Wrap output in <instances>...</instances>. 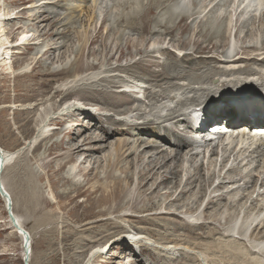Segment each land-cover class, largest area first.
<instances>
[{
    "label": "rangeland",
    "instance_id": "rangeland-1",
    "mask_svg": "<svg viewBox=\"0 0 264 264\" xmlns=\"http://www.w3.org/2000/svg\"><path fill=\"white\" fill-rule=\"evenodd\" d=\"M1 1L3 5L2 10H5V13L9 14L11 18V21H4L5 31L8 32V36L6 37L9 38L11 41L15 42V40H17L18 38L19 33L23 31L28 32V35L31 36L30 38H32V40L30 39V43L34 42L35 45L31 47L29 53L25 55H22L23 53H25L22 44L17 45H20L21 48H16L15 52L13 53L12 60L14 72L11 74L12 76L8 74L10 73V71L7 70L8 68H0V143L2 144L3 149L5 150L17 151L23 146L25 140L32 139L37 134L36 130H38V128L36 129V127L39 123V117H43V115H45L46 113H51V116L49 117L50 119L48 118L49 122L47 120L48 123L46 122L45 125L50 126L49 129H51L53 126L58 127V130H55V132L53 131V133H55L56 135H54L53 138H50V140L47 141L46 144L45 142L42 144H37V149L35 148L36 146L34 147L36 151H34L33 147L30 150H25L23 152V155H25L24 158L26 157V160H23L21 157L16 161L21 162L19 163L20 166L29 165L30 168H33L32 170L35 174H37V176L43 177L37 182L41 187L40 188L38 186L40 196L43 199L37 202L38 209L41 208L39 214L33 217H31V215L30 217H28L29 214H24V207L23 205H21V197L17 192L18 189L15 188L16 184L13 179L14 174L18 170V166L15 168L6 169L4 174L1 175V184L3 187H5L6 191H8L9 198L7 199L9 200V202H11L12 209H15L17 207V210H19V214L22 215L21 223L24 225V229L28 231L27 233H31V235H29L31 247L28 264H82L83 262H85V259L88 256L89 252L92 250V248L96 246H104L108 242L109 244L106 248V251L93 264H123L121 256L123 253H125V251H127L126 253L129 252L130 254V256L128 255L129 264H200V261H198L199 258L194 255L196 254L195 252L203 253L207 264H262L259 262L260 256L256 255V251H253V247H250V244L243 243L242 241H238L235 239H233L232 241L225 235L224 231L218 230L220 223L215 224L217 226L216 228H214L215 226H213V228L211 226L206 227V229L205 227H195L196 224L204 223L206 221L205 215L208 214H203V211L208 202V199H206V201H204L205 203L202 204L204 206L199 209V213L197 212L195 214V219H197L196 221L193 219L189 221L188 216L185 213L187 209L192 205L195 207V209L198 208V205L200 204L199 202L202 200L197 202L195 199H191L192 201H189V198L181 197L182 200L179 204L167 207V210H163L160 208V205L162 204L163 206V202H166V196L171 193L174 194L173 192H175L176 190L174 188L175 183L178 179L176 178V180L171 181L173 173L175 172V170L177 171V169H175V161H171V163L169 162L170 164L168 165V167H165L164 169L158 172L159 175L156 178L158 179L156 183H154L155 181L150 182L149 185L145 187L146 190H144L145 188L141 190L142 192L146 191L145 193H142L145 197L143 195L142 197H140L141 194H139L140 192L137 188L138 185H136L138 181V173L141 169V166L136 163L137 161L135 163L134 161H132L134 160V156L129 158V160L121 159V163L118 168H113L108 164L110 163L108 161H111L112 159H117L118 151H116L115 147H117L124 141L125 143L129 144L130 148L136 147L133 149V151L137 152H142L144 150L142 148H144L146 145H151L152 147L154 146L156 149L154 147L153 148L157 150V153L156 151L152 150H150L149 153L147 151L145 155L146 159L148 158V156L154 154L152 156V159L159 158L160 160H158L160 162H162L161 159L163 160L164 158L167 159L166 161L171 160L170 157L176 155L174 153L175 151L171 150L169 147L170 145H172V141L160 143L158 138L155 137V132H152L148 136H142L141 133L139 135L138 132L135 130H130L129 133L126 132V135L117 136V134H115L117 128L114 125H111L112 130L108 131V135H103L102 133H100V131H107L108 129H110L109 127H107L104 120L101 119L105 118L106 114H108L109 118L113 119L114 121H117L118 119H122L121 117H123L120 116L118 112H129L134 107H136L134 106V103L130 102L128 103V105H126V99H132L133 96H127L128 98L125 97L120 99V101H117V99H110L111 95H106L104 93L108 92L107 94H109V92H112L113 95L116 96L117 93L120 94V90L122 89V87L125 86V84H128L129 82H131L129 83L131 86H133L132 83L137 82L144 86H150L151 88L154 85H151L146 82L148 71L145 70L148 69V65L153 73H160L161 71L166 70L168 74H173V83L171 82L172 84L167 83L164 85L165 87H167L165 89L166 93L169 94L173 91L175 92L183 89L186 84L190 85L191 83H194L193 86L191 84L192 87H200L201 84H198L196 82L200 81L202 76L203 80L209 79V74L207 75V71H209L213 65H218L219 61H225V59L228 58L226 56H229V59H231L232 56L235 57L238 50L241 51V49H245L247 53L249 52L248 54L253 53L261 55L262 53H264L257 48H255V51L254 49L249 50V48L255 47L256 44L254 43L259 42L257 45L264 44V28L261 27V25L263 26L264 24V22H262L264 20V15L262 13L264 12L261 13V16L263 15V20H260L261 16H259V18L249 17V19L247 18V20L243 19L240 20V22H236L235 27L238 30L237 33L241 30L243 36L241 38V43H239L240 48L238 47L239 49H237V47H233V52L231 54H227V52L225 51L228 44V38L233 34L234 30L226 29L227 26H225L224 23L228 19V14H224L225 10L222 8H225L227 4L231 2V0H215L216 2H221L223 6H220V9H218L216 13L214 12L212 14H208V10H205L204 7V4L206 2H209V0L193 1L194 7L192 8V12L194 13V16H197V18H200V20H195V22L191 24L190 29L192 28L193 30L186 35H182L180 31L173 33L174 35H169L167 32L168 29L166 30L164 27L160 26H158L159 28L156 27L155 29L156 25L154 21L157 20V17L159 19H162L165 16V13L163 12V14L162 11L159 10L160 8L158 9V13L156 12L157 10H155L154 13H152L149 17V20L153 21L152 24L149 26V31L143 30V25L137 26L136 24H130L131 21L129 17L133 14L134 10L136 11L139 9L141 11H144L152 4L153 0ZM173 2L177 3V0H159L160 4H166V6L163 7L164 10L167 9V11L165 10L166 13L170 10H173V8L176 6L175 3L173 4ZM262 2L264 3V0H262ZM135 7H137L138 9ZM158 7L159 6L156 4L155 9H157ZM217 12L220 13V20L218 18V22H213L215 18L214 16L218 14ZM222 12L224 15L222 14ZM9 16H6V18H8ZM40 17H44L45 19L47 18V21L45 23H39L41 21ZM244 21H248V23H245ZM242 22L243 24H241ZM189 23H191V21H189ZM237 23H239L240 25ZM252 24L254 25L252 26ZM243 25L246 26L243 27ZM247 26L251 27V29ZM253 27L256 30H253ZM217 30L222 31L221 34ZM159 31H161V35L159 34ZM209 32L211 33L208 34ZM97 33H99L98 39H96V41L92 45H90L91 40H93V37H95ZM162 33L167 37L165 38L164 36L163 39ZM215 33H218L220 36ZM154 34L155 36H153ZM202 35L205 38L204 40H207V45H209V50L213 52V55H215L214 51L216 52V57L210 62V65L205 66L201 71H190L186 72L185 75H183L185 71L184 68L175 69L174 66H176V59L171 58V56H174L178 59L179 57L181 58L182 56H184L186 53L189 55L193 54V52L197 49L195 42L201 40L200 42L205 43V41L202 39ZM216 35L219 38H216ZM160 37L162 38L160 39ZM221 37L224 39H221ZM189 40L192 41L190 42ZM151 44H155V47L151 46ZM251 45L253 47H251ZM106 48L110 49V52H107ZM48 49L50 50L48 51V55L42 57V54H44V52ZM166 50H168L167 54L165 53ZM175 50L179 51L178 54H175L173 52ZM151 51L154 52V59L147 58L150 61H146L147 59L145 60V56ZM251 57H253V55ZM35 58H37V61L39 62L36 68H34V65H30ZM262 58H264V55L262 56ZM141 59L142 61H140ZM152 60L153 64H150ZM136 63H138L137 66L140 67L134 68L133 65L130 71L123 70L127 66ZM181 63L178 64L181 65ZM240 65L245 64L237 65L238 68ZM119 66L123 67V69H118L117 71H114V68H117ZM218 66L221 67V64H219ZM224 67L230 66L225 65ZM252 67L257 68L258 66L256 67V65H253ZM177 71H179V74L177 73ZM180 72L183 76H180ZM176 74H178L180 77ZM14 76H16V78H14ZM238 76L246 77L247 80V74H239ZM97 77H111L110 80L112 81V83L106 82L102 84L101 82H99V85L94 84V86H92L93 88H90V91L83 89H88V85H90V82L98 79ZM114 77H116L117 79H114ZM219 78L220 77H216L215 80L212 81V84H214L215 81L219 80ZM252 78H256V76ZM120 79L124 80L125 83L121 84L122 82L119 81ZM163 82H165V80H163ZM244 84L245 83L242 82L239 85L234 86L235 93L234 95L232 93V95L230 96V105L233 104V106H236V104L238 103H246V101L251 99L253 101L264 99V92H262L264 90L260 87L258 88V84H254L252 85V88L239 92L237 88H240L241 85L243 86ZM208 86H210V84ZM76 88L85 92H80L77 95L70 93ZM62 89L64 93L59 92L62 91ZM151 89L153 92L160 91V89L155 86ZM99 90H101V92H96ZM195 90H199V88ZM252 90L255 92H252ZM217 91L219 90L215 89L214 92ZM189 92H191V90ZM189 92L188 95L193 94L192 92ZM208 92L211 95L214 93L213 91L209 90ZM184 95L185 93L181 90L180 98L178 100L184 98ZM80 96H83L84 99H80ZM138 96L142 98V94H138ZM134 101H136V99ZM141 101L142 102L140 103H136V105L140 106V109L147 110L146 108H149L147 106L149 103L147 100H145L144 96ZM66 102H71V104L73 102H77L76 104L80 105L92 104V106H96L97 109L105 113H101L100 115L92 114L91 116L85 118V116L80 117L79 111H74L70 114L67 113L71 116H66L68 118L67 122H62L63 124L60 125L59 123L61 122V120H58V117L60 119L62 117H60V107L65 106L64 104H66ZM118 103H121L122 105L119 107H115L114 105ZM45 105H47L49 110L45 113H42L44 111L43 106ZM12 106L13 108H11ZM201 108L207 109L206 115H209L210 112L207 111L212 107H210L209 103H205L204 106H202ZM149 111L150 109H148V112ZM57 112H59V116L56 115ZM40 113H42V115ZM54 113L55 115H53ZM134 115L136 114H133V116ZM135 121L143 122V120ZM54 123L57 124V126L54 125ZM166 126L170 127L169 124H166ZM151 127L153 126L151 125ZM172 127L175 129V126L173 124ZM172 127L169 128L170 132L172 131ZM71 129L73 130L72 133L67 136V132H69V130ZM189 129L190 128H187L186 130ZM81 131L85 133L86 137H91L93 138V140H97L98 137H102V135L104 137H110V139L104 145L106 147L104 152L94 155L92 156V158L89 157L86 160L84 166L87 168L94 169V174L90 177L91 179L89 177H86L85 175L80 176V178L78 179H72L73 177L70 178V176H68L70 167H67L63 171H57L58 173L50 172L49 170L53 171V169L51 167L48 168V166L46 165V161H49V159L47 160L46 157L50 156V153L53 152L57 154H61L63 152V143H61L63 139L66 141H64V146H74L79 143L81 144L83 140V137H81L80 135ZM190 132H192L191 130H189L188 133L192 134ZM225 132L226 131H224V133ZM138 135L143 138L142 144L137 141L140 138L138 137ZM169 143L170 145H168ZM51 148H53V152H50ZM206 148L210 149L209 145H207ZM163 149L167 151H162ZM158 152L163 153V155L159 154ZM199 153L200 154L198 158L191 160L192 157H190V149L187 150L186 148V150L184 149L183 154L185 156L182 157L183 159L178 156L179 159H177L176 162L178 161V163H180V161L182 160L181 164L183 170L182 174H180L179 179H182L181 181L183 185L186 184L185 182L187 178L193 175L194 167L198 168L199 166L200 173L203 172V174H205L204 176H206L205 179L209 177L207 175L208 162L210 163L213 157L209 156L210 158H208V152H206V150L199 151ZM84 157L80 155L79 159L82 161ZM17 158H19V155ZM205 158L207 159V161ZM259 158H261L260 160L263 159L262 157ZM131 161L133 168L130 167L129 170V163H131ZM13 162L14 159L12 163ZM212 162L214 165H217V172H219V170L223 168L221 162ZM80 163L81 162L78 163V168L81 169V167H79ZM127 169L129 170L128 173H126ZM77 172L78 171H76L75 175L77 174ZM18 173L24 175L25 172L20 171ZM46 173H48L47 176ZM126 174L133 177L132 182H130L129 184L125 181ZM165 175H167L171 183L168 182L158 189L156 194L153 196V201L155 203L158 202L157 204L159 206L155 207L156 209L153 208V210L149 212V217L155 219V223L151 224L143 222V219L146 216L139 214V212L136 213L134 210H131V208H136L138 210L141 205L143 206V204L147 202L145 198L149 197L154 189L153 184H158L159 180H161L162 177H164ZM241 175L245 177L248 174L242 173ZM67 177L70 178V180H73H71L72 182H70V184H66L62 181L63 178ZM93 178L94 180H92ZM235 178L237 179L238 176H236ZM250 178L252 177L250 176ZM250 178H246L247 182H252V179ZM90 180L91 184L86 186V183L88 184ZM216 182L220 183L219 180H217ZM53 183H56V186L54 185V192L52 195L49 186ZM79 185L86 186L88 189H83L81 191L82 193L80 192L81 194L79 193V195L75 197L76 199H74V201L72 200V197H74L75 194L72 192H74V187H77ZM116 185H118V187H121V189L119 190L120 194L118 195V198H116L112 202L100 204V196H105L104 193H106V195H108V192L111 193V190L113 189V187H116ZM252 185L254 186V184H249L247 188L245 187V191L247 194L248 192H251L253 187ZM90 188L92 190L96 188L97 191L96 189H94L93 192ZM240 192H244V190H240ZM246 193H244V195ZM254 197H256V195ZM136 199V205L133 206L131 205V203H129L131 207L127 206V202ZM138 199L140 201L143 200V202L145 203L142 202V204H139L140 201ZM58 201L60 202L59 204ZM194 201H196L197 203ZM193 202L196 206L193 204ZM251 202L253 201H250L248 205H250ZM120 203L121 205L124 204V207L121 206ZM261 204H263L264 206V200L263 202L261 200ZM184 205L185 208L187 207L186 209L184 208ZM114 207H121L124 209L119 213L113 214L111 211L115 209ZM211 212L213 214L216 213L214 211ZM123 215L129 216V218H123ZM97 218L100 220L110 219L113 223L118 225L117 227L120 228L114 229V226H110L109 228H107L99 225L92 228L91 226L85 228L81 227V222L85 221V219L96 220ZM37 219L39 220V222L42 219L43 222L37 223ZM9 220L10 215L7 213L4 199L0 198V226L3 225V229L1 231L2 235L0 236V264H24L23 242L21 239H19L20 237L17 234L11 232L13 230V227L11 223L8 222ZM222 223H225L224 220ZM4 229L8 230L3 231ZM263 229H261V231L259 230L256 232V234L254 235V239L264 237ZM110 232L114 234H112L108 239H106L107 241L104 240L103 237ZM129 233L143 234L152 243H157V245L160 244L161 247L172 245L174 244L173 241L177 240L178 244L183 246V248L187 246V248L193 251L188 252L187 250H185L187 248H181V250L176 251V254L172 253V255H167L165 253L160 254L162 253L161 249H154V245L152 244H141V254L137 253V257L132 256V250L135 246H139L140 244L130 246L129 244L126 245L123 239V241L120 242L113 241L115 237L122 235L128 236ZM5 250H10L9 253L12 255H10L9 257L4 256L3 254ZM120 261L121 263H119Z\"/></svg>",
    "mask_w": 264,
    "mask_h": 264
},
{
    "label": "bare ground",
    "instance_id": "bare-ground-1",
    "mask_svg": "<svg viewBox=\"0 0 264 264\" xmlns=\"http://www.w3.org/2000/svg\"><path fill=\"white\" fill-rule=\"evenodd\" d=\"M161 1H163V0H161ZM193 1H195V0H189L185 5H183L182 9L179 10V9H177V7L179 5V0H177V3L173 2V4L175 3V5H176L173 8V10H170L169 12L166 13L165 10L167 11V9L164 10V8H163L164 6H166V4L165 5H164V3L160 4L159 0H153L152 4L147 9H145L144 11H141L137 7H135L138 10H136V11L134 10L133 14L132 13H131L132 15L130 14L131 16L129 17V19L131 22L130 21L129 22H130V24H133V25L136 24L137 26L143 25L142 29L145 31H149V26L153 22V21L149 20V17L152 13H154L155 10H157L156 12L158 13V9L160 8L159 10H161L162 13L164 12L165 14L164 13L163 14L165 16L162 19L161 18L159 19L157 17V20L154 21V23L156 25L155 29H156V27L159 28L158 26H160V27H164L166 30L168 29L167 32L169 35L176 33L178 31H180L182 35H186V34L190 33V31L193 30L192 28L190 29L191 24L194 23L195 20H197V21L200 20V18H197V16L195 17L194 13L192 12V8L194 7ZM197 2H199V1H197ZM241 2H243V1H241ZM260 2H262V0H260ZM48 3H49V1H48ZM225 3H226V1H225ZM230 3H232V1ZM156 4L159 6L157 9H155ZM262 4H264V3L262 2ZM204 5H205L204 6L205 10H208V14H212L214 12L216 13V11L218 9H220L219 7L223 6L221 2H216L215 0H209V2H206ZM2 6H3L2 1L0 0V68L1 67H3V69H4V67L8 68L7 70L10 71V73H8V74L11 75L14 72L13 60H12L13 53L15 52L16 48H21L20 45L19 46H17V45L22 44V47H24L23 49L25 51V53H23L22 55H25V54L29 53L31 47H33L35 45V43L34 42L30 43V39L32 40V38H30L31 36L28 35L29 34L28 32H24V31L18 34V38H17V40H15V42L11 41L9 38L6 37V36H8L7 35L8 32L5 31V27H4L5 22L4 21H11V18L9 16V14L5 13V10H2V8H3ZM227 6H228V4H227ZM197 8H198V6H197ZM139 11H141V12H139ZM217 13L218 14H216V15L214 14L215 18H214V21L212 20L213 22H216L218 20V18L220 17V15H219L220 13L219 12H217ZM222 14H223V12H222ZM224 14L227 15L226 12ZM262 14L264 15V13H262ZM6 16H9V17L6 18ZM262 16H261L260 20L262 19ZM40 19H41V21L39 23H41V22L45 23L47 21V18L45 19L44 17L43 18L40 17ZM219 20H220V18H219ZM189 21H191V23H189ZM230 22H232V21H230V19L228 17V19L224 23L225 26H227V28H226L227 30L232 29V27H230ZM262 22H264V20ZM245 23H248V21ZM237 24H239V23H237ZM241 24H243V22ZM253 25L254 24H252V26ZM245 26L246 25H243V27H245ZM263 26H264V24H263ZM263 26L261 25L262 28H264ZM251 27H248V28L251 29ZM136 28H138V27H136ZM140 28H139V30H140ZM133 29H134V27H133ZM212 30H214V29H212ZM253 30H256V29H254V27H253ZM217 31H219V30H217ZM260 31H261V29H260ZM4 32H5V36H4ZM219 32L221 34L222 31H219ZM239 32H242V31L240 30ZM257 32H258V30H257ZM160 33H161V31H159V34ZM201 33H204V32H201ZM210 33L211 32H209L208 34H210ZM230 33H232V32H230ZM98 34L99 33H97L95 35V37H93V40H91L90 45H92L96 41V39H98ZM206 34H207V32H206ZM215 34L220 36L218 33H215ZM160 35H158V36H160ZM217 35H216V38H219V37H217ZM153 36H155V34ZM164 36L165 35L163 34V36H162L163 39H164ZM162 37H160V39ZM166 37L167 36H165V38ZM197 37H199V36H197ZM202 37L201 38L204 40L205 38L203 35H202ZM222 37H221V39H224ZM225 37H226V35H225ZM253 38H251V39H253ZM261 39H263V38H261ZM189 41L191 42L192 40H189ZM195 41H197V40H195ZM200 41L201 40H199L198 42H195L197 49L193 52V54L189 55L186 53L184 56H182L181 58L179 57L178 59L174 56H171V58L176 59L175 60L176 66H174L175 69L176 68H184L185 71H184L183 75H185L186 72H190V71H192V72L201 71L205 66L210 65L211 64L210 62L212 60H214V58L216 57L215 56L216 52L214 51L215 55H213V52L209 50L210 47H209V45H207V43H208L207 40L206 41L204 40L205 43L200 42ZM209 41H210V39H209ZM221 41H223V40H221ZM185 43H186V41H185ZM258 43H254V44H256L255 47L249 48V50L254 49V51H255L256 50L255 48H257L260 51L264 52V44L257 45ZM154 45L155 44H151V46H154ZM251 47H253V46L251 45ZM239 48L237 47V49H239ZM56 50H57V48H56ZM106 50H107V52H110V49L106 48ZM232 50H233V47H232ZM48 51H50V50L48 49L47 51H45L44 54H42V57L48 55ZM167 51L168 50H166V52H165L166 54H167ZM153 53L154 52L151 51L149 54H147V55L145 54L146 55L145 60L147 58L154 59ZM219 53H220V51H219ZM248 53H247V51H245V49H241V51L238 50L235 57L232 56L231 59H229V56H226L227 55L226 54L225 56L228 58H226L225 61H219V63H218V65L221 64V67H219L218 65H213L212 68L210 67L211 69L208 68V69H210L209 71H207L208 72L207 75L209 74V79L203 80V78H202L203 76H202L200 81H197V82L195 81L196 83L201 84L200 87H192L194 83H191L192 86H191V84L188 85L185 83L186 84L185 87L183 89L180 88L182 90V92L185 93V95H184L185 97L180 99V100H178V99L180 98L181 90L175 91V92L173 91L172 93H169V94H167L166 90H165L167 87H165L164 85L172 82L173 74L172 73L168 74V72L166 70L161 71L160 73H153L150 70L149 65H148V67H147L148 69L145 70V71H148L146 82L151 84V85H154L155 87H158L160 89V91L153 92L151 88L154 86H152L150 88V86H144V85H141L137 82L132 83L133 86H131L129 84L131 82H129L128 84H125V86H123L122 89H124V88L125 89H131L132 91L126 92V91L120 90L121 91L120 94L117 93L116 96L113 95L112 92H111L112 94L110 92H109V94H107L108 92L104 93L106 95H111L110 99H117V101H120V99L125 98L127 96H129V97L133 96L132 99L127 97L129 100L126 99V102H127L126 105H128V103L130 102V103H134V106H136V107H134L129 112H125V111L118 112V114L120 116H123V117H121L122 119H118L117 121H114L113 119L109 118L108 116H105V118H101L102 120H104L107 127H109L110 129H108L107 131L102 130V131H100V133H102L103 135H108L109 134L108 131L112 130L111 125H114L117 128V131L115 132V134H117V136L118 135L123 136V135H126V132L129 133L130 130H135L138 132L139 135L141 133L142 136H146V135L148 136L152 132H155V134H156L155 137L158 138L160 143L172 141L171 142L172 145H170V143L168 145H170L169 147L171 150L175 151L174 153L176 155L171 156L170 157L171 160H168V161H166L167 159L164 158L163 160L161 159L162 162H160L159 161L160 159L158 157L157 158L159 160L156 158L152 159V156L154 154L151 156H148L147 159L145 158L147 151L149 153V151L152 150V151H156V153H157V150H155L156 148L154 146L153 147L155 149L151 145H146L144 148H142V149H144L142 152H137V151H133V149L136 147L130 148L129 144L125 143V141L122 142L121 144H119L117 147H115L116 151H118L117 159H114V160L112 159L111 161H108V160L107 161L110 162L108 164L110 166H112L113 168H116V167L118 168V166L121 163V159H124V160L128 159L129 160V158L134 156V158H133L134 160H132V161H134V163L137 161L136 163H138L141 166V169L139 170V173H138V181L136 184V185H138L137 188L139 189V192H140L139 194H141L140 197H142V195H143L142 193L146 192V191L145 192L141 191L143 188L148 186L150 182L155 181L154 183H156V181L158 180L156 178L159 175L158 172L161 171L162 169H164L165 167H168V165L171 163V161L172 162L175 161V169H177V171L175 170V172L173 173V176L171 177V181L176 180V178L178 179L175 183V188H174L176 190H175V192H173L175 195L172 193L168 194L166 196V199H167L166 202L164 203L162 201L164 205L162 206V204H161L160 208L163 210H167L168 209L167 207H171L175 204H179L182 200L181 197H187L190 199V200L188 199L189 201H192L191 199H195L197 202L202 200L199 202L200 203L199 205L197 204L198 208L195 209V207L192 205L187 209V211L185 213V214H187L189 221H191L192 219L196 221L197 219H195V216H196L195 214L199 211V209L202 208V206H204V205H202L205 203L204 201H206V199H208V202H207V204L204 208V211H203V214H208V215H205L206 221L204 223L196 224L195 227H199V228L205 227V229H206V227L211 226L213 228V226H215L214 228H216L217 226L215 224L220 223L218 230L224 231L225 235L228 238H230L232 241H233V239H235L238 241H242L243 243L250 244V247H253V251L254 250L256 251L255 252L256 255L260 256L259 262L264 264V237H261L259 239H254V237H255L254 235L256 234V232L259 230L261 231V229L264 228V206H263V204H261V200H262V202L264 200V124H263L264 123V101L254 102L251 99V100L246 101V103H243V102L238 103V104H236V106H233V104L230 105V103H229L230 99H231L230 96L232 95V93H233V95L235 93V87L234 86L239 85L242 82L245 84L243 86L241 85L240 88H237V90L239 92H242V90H247V89L252 88V85H254V84L255 85L258 84L257 85L258 88L260 87L264 90V58H262L264 53H262L261 55L253 54V53L248 54ZM218 55H220V54H218ZM252 55H253V57H251ZM149 59H147L146 61H148ZM140 61H142V59ZM177 62L178 63L183 62V63H181V65H180ZM38 63L39 62L37 61V58H35L30 65H34L35 66L34 68H36ZM151 63L153 64V60L150 62V64ZM137 64L138 63L131 64L130 66H127L125 69H123V67L119 66L117 68H114L115 69L114 71H117L118 69L130 71L131 67L133 65H134L133 66L134 68L140 67V66H137ZM224 64L228 65L230 67H224L225 66ZM239 64H245V65H240L238 68L237 65H239ZM141 65H143V64H141ZM253 65L254 66L256 65V67L257 66L258 67L254 68V67H252ZM178 70H180V69H178ZM178 72L179 71H177V73ZM178 74H176V75L179 76ZM239 74H247V80H246V77H239L238 76ZM183 75L181 73L180 76H183ZM201 75H202V73H201ZM254 76H256V78H252ZM216 77H220V78H219V80L215 81L214 84H212V81L215 80ZM14 78H16V76H14ZM110 78L111 77L98 78V79L93 80V81H91L92 80L91 79L90 85H88L89 86L88 89L87 88H83V89L90 91V88L92 86H94V84H98L99 82H101L102 84H104L106 82L112 83ZM114 79H117V78L114 77ZM163 80H165V82H163ZM117 81H115V82H117ZM119 81L122 82V83L120 82L121 84L125 83L124 80L120 79ZM209 84H210V86H208ZM117 86H121V85H117ZM114 88H118V87H114ZM169 88H170V86H169ZM198 88H199V90H195ZM215 89H218L219 91L214 92ZM190 90L193 94L188 95V92ZM208 90L213 91L214 93L211 95L208 92ZM59 92L64 93L63 89H62V91H59ZM80 92H85V91H82V90L76 88V89L72 90L70 93L77 95ZM96 92H101V90L96 91ZM191 92H189V93H191ZM252 92H255V91L252 90ZM262 92H264V91H262ZM138 94H142L144 96L145 100L148 101L149 104L147 106L149 108L145 107L147 110L140 109V106L136 105V103L142 102L141 98H140V96H138ZM79 98L84 99L83 96H80ZM232 98H233V96H232ZM135 99H136V101H134ZM76 103L77 102H73L71 104V102H66V104H64L65 106L60 107V117L61 116L65 117V118L61 117V119L58 117V120H61V122L59 123L60 125L67 122L68 118L66 116H71V115H68L67 113L70 114L71 112L79 111L80 117L85 116V118H86V117L91 116L90 111L80 110V106H78V104H76ZM205 103H209L210 107H212V108H210L211 111H210V109L207 111V112H210V114L208 116L211 119H213L212 125L210 127L214 128V127L223 125L225 127L223 129H227L228 132H231L230 133L231 136H233L235 134L233 139L230 136V138L232 139L231 143L234 144V146L228 147L227 145H225L223 143L224 140L227 138V136H226V133H224V131L222 129L216 130L214 134H207L209 129H207V132H201L200 131L201 135H203V133H204V136L202 138H198V137L197 138H189L188 136H186V137L181 136V132L182 133L185 132V134H186L189 131V130H186L187 128H190V130H192L193 132L196 131L195 126L192 124V122L187 117H190L191 114H193V112L197 111V110H195L197 107H202V106H204ZM121 105H122L121 103H118V104H115L114 106L119 107ZM81 106L83 107L84 104ZM11 108H13V106ZM43 108H44V111L42 113H45L49 110L47 105L43 106ZM193 108H195V109H193ZM148 109H150L149 112H148ZM192 109H193V112H192ZM206 110L207 109H205V113H206ZM42 113H40V114L42 115ZM63 113H64V116H63ZM58 114H59V112L56 113V115H58ZM98 114L100 115V111L98 112ZM133 114H136V115L133 116ZM53 115H55V113ZM50 116H51V113L50 114L46 113L45 115H43V117L42 116H41V118L39 117V120H38L39 123L37 124V127H36V129L38 128V130H36L37 134L32 139L25 140L23 143V146L20 149H18L17 151L5 150V149H3V146L0 143V150L4 155V161H5V163L3 162L4 163L3 168L0 169V185H2L1 184V181H2L1 175L4 174L6 169L15 168L18 166V170L14 174L13 179H14V182L16 184L15 188L18 189L17 192L21 197V205H23V207H24V209H23V211L25 212L24 214H29L28 217H30V215H31V217L36 216L37 214H39V212L41 210V208L38 209V206H37L38 203L37 202H39L40 200H43V199L40 196L39 188H38L39 184L37 182L39 179L41 180L43 177L37 176V174H35L34 171L32 170L33 168H30L29 165H25V166L21 165L20 166L19 163H21V162H19V161L16 162V161H17V159H20L21 157L23 160L24 159L26 160V157L24 158L25 155H23V152L25 150H28V149L30 150L32 147L34 148L39 143L42 144L45 142V144H46V142L49 141L50 138H53L54 135H56L55 133H53V131L55 132V130H58V127L53 126L51 129H49L50 126L45 125V123L47 122V120ZM225 119L227 122L226 123L222 122ZM135 120H143V122H138ZM166 124H169L170 127H172V124H173L175 126V129L172 127V131L170 132L169 131L170 127L166 126ZM54 125L57 126V124H55V123H54ZM151 125L153 127H151ZM180 127H182V128H180ZM54 128H56V129H54ZM72 131H73L72 129L69 130V132H67L66 135L69 136L72 133ZM82 133L83 132L81 131L80 135H81V137H83L81 144L79 143V144L74 145V146L73 145L64 146L65 140L63 139L61 141V143H63V148H62L63 152L61 154L60 153L59 154L54 153L52 151L53 148L50 149V152L52 151L53 153H50V156H48L49 158L46 157L47 160L49 159L48 162L45 160L48 168L51 167L53 169V171L49 170L50 172L56 173L57 171H63L67 167H70V170L68 172V176H70V178L73 177L72 179H75V178L78 179L82 175H85L86 177H89V178L91 176H93L94 169L93 168L92 169L87 168L84 166L86 163V160L89 157L92 158V156L104 152V150L106 148L104 145L110 139V137H104L101 134L102 137H98L97 140H93V138L86 137L85 133H83V134ZM174 133H175V135H174ZM200 134H198V136H201ZM139 135H138V137H140ZM64 138H65V136H64ZM137 141L140 142V144H142L143 138L140 137ZM207 145H209L210 149H207L208 147L206 148ZM138 146H139V144H138ZM238 146H239V148H238ZM35 148L37 149V146ZM35 148H34V151H36ZM186 148H187V150L190 149V153H191L190 157H192L191 160L199 157V154H200L199 151H205L206 150V152H208L207 157L210 158L209 156H212L213 157L211 159L212 161H215L216 163L221 162V164L223 165V168L221 170H219V172H217V169H216L217 165H214L213 162L210 160L211 162L210 163L208 162V168H207L208 169L207 175L209 176L207 179H205L206 176H204L205 174H203V172L200 173V171H199L200 169L198 166V168L194 167L193 175L190 176L189 178H187V180L185 182L186 184L183 185L182 181H181L182 179L181 180L179 179L180 174H182V170H183L182 164H181L182 160L180 161V163H178V161L176 162V160L179 159L178 156L181 157V159H183L182 157L185 156L183 154L184 149L186 150ZM162 151H167V150L163 149ZM179 152H180V154H179ZM158 153L163 155V153H160V152H158ZM18 155H19V158H17ZM80 155H82L83 157L85 156L82 161L79 159ZM259 157H262L263 159L260 160L261 158H259ZM219 158H220V160H219ZM13 159H14V162L12 163ZM132 161H131V163H129V165H130L129 170H130V167L133 166ZM206 161H207V159H206ZM79 162H81L80 166H79V167H81V169L78 168ZM68 164H70V165H68ZM228 164H230L229 169L227 171H224ZM236 164L237 165L239 164V165L237 166ZM179 169H180V171H179ZM129 170L127 169L126 173H128ZM20 171L21 172L24 171L25 172L24 175H21L20 173H18ZM76 171H78V172L75 175ZM242 173L248 174V175H246L247 177L246 176L244 177L243 175H241ZM47 174L48 173H46V176H47ZM250 174H252L253 176ZM249 175L252 178H250ZM236 176H238L237 179L235 178ZM70 178H68V177L63 178L62 181L66 184L67 183L70 184V182L73 181L72 179H71L72 180L71 181ZM97 178H98V175H97ZM132 178L133 177L126 174L125 181L129 184L130 182H132V180H133ZM246 178L252 179V182H247ZM15 179H16V181H15ZM92 180H94V178ZM217 180H219L220 183H217L216 182ZM171 181H169V178L167 177V175L162 177V179L159 180L158 184H156V185L153 184L154 189L151 192V195L149 197H147L148 199L145 198L148 203L146 202L147 203L146 204L145 202H143V200L140 201L138 199L140 201L139 204H142V202L145 204H143V206L141 205L138 210L136 208H131V210H134L136 213L139 212V214L146 216L143 219V222L151 223V224L155 223V219H152L149 217L150 216L149 212H151L153 210V208L159 206L157 204L158 202L155 203L153 201V196L156 194V192L158 191V189L161 186H163L164 184H166L168 182L171 183ZM4 182H5V180H4ZM90 182H91V180L89 181L88 184L86 183V186L90 185L91 184ZM249 184H254V186L253 185H252L253 187L251 186L252 190H251V192H248V194H247L245 191L246 190L245 187L247 188V186ZM54 185L56 186V183H53L52 185L49 186L51 189L52 195L54 192V189H53ZM86 186H80L79 185L77 187L75 186L74 187L75 189L72 188V189H74V192H72V193L75 194L74 197L71 196L72 200L76 199L75 197L77 195H79V193L83 189L87 188ZM94 189H96V188H94ZM94 189L93 190L91 189V190L94 192ZM98 189H100V188H98ZM120 189H121V187H118V185H116V187H113V189L111 190V193L108 192L107 193L108 195H106V193H104L105 196L101 195L100 196L101 198L99 199L100 204H104V203L106 204V203L114 201L116 198H118V195L120 194L119 193ZM3 190H5V192L8 194V191H6L5 187H3ZM144 190H146V188ZM240 190H244V192H240ZM96 191H97V189H96ZM244 193H246V194L244 195ZM255 195H256V197H254ZM8 196H9V194H8ZM0 198L4 199V203H5V206L7 209V205L10 206L9 204L11 202H9L7 197H3L1 195V193H0ZM55 199H56V197H55ZM57 199H58V197H57ZM131 199H133V198H131ZM196 201H194V202H196ZM250 201H253V202H251L250 205H248V203ZM194 202H193V204H194ZM59 203L60 202L58 201V204ZM127 203H128V205H127L128 207H131L129 203H131V205L134 206L137 204V199L136 200H130ZM46 204H47V202H46ZM120 205H121V203H120ZM123 205H121V206H123ZM184 208H185V205H184ZM15 209H16V211H15ZM15 209L14 208L12 209V205H11L12 214L14 215L15 220H16L17 224L19 225V227L23 230V228H25V227L21 223V216L22 215L19 214V210H17V207ZM123 209L124 208L116 207L111 212L113 214H116V213L123 211ZM194 209H195V211H194ZM210 210L214 211L216 213L213 214ZM16 212H18V213H16ZM7 213H8V209H7ZM108 214H110V213H108ZM126 217L129 218V216L123 215V218H126ZM177 217H178V215H177ZM240 217L242 218L240 221L241 224L238 226L237 219ZM223 220L225 222L224 224L222 223ZM41 222H43L42 219L40 222L37 219V223H41ZM81 224H82L81 227H84V228L89 227V226H91V228H92V227H96L97 225L102 226V227H107V228H109L110 226L111 227L114 226V229L120 228V227H117L118 225L113 223L110 219H104V220H100L98 218L96 220L95 219H93V220L85 219V221L81 222ZM2 226H0V236L2 235V232H1L3 229ZM9 226H11V225H9ZM12 229L13 230L11 232L17 234L20 237L19 239L22 240L24 258L27 256V258L29 260V253H30V247H31L30 241H29V246H28L29 247L28 253L26 254L24 233L19 232L15 227ZM7 230L4 229L3 231H7ZM26 232H28V231L26 230ZM112 234H114V233H111V232L107 233L103 237V239L104 240L108 239ZM28 235H31V233H28ZM101 237H102V235H101ZM122 239L124 240L126 245L129 244L130 246H133V245H139L140 244L139 246L134 247V249L132 250V256H136L137 253L141 254V250H140L141 244H152V245H154L153 246L154 249H161L162 253H160V254L165 253L167 255H172V253L176 254L177 250H181V248H183V246L178 244L177 240L173 241L174 244H172V245L161 247L160 244L157 245V243H154V242L152 243L143 234H135V233L134 234L129 233L128 236H125V235L117 236V237H115V239H113V241H115V242L119 241L120 242V241H123ZM232 241H230V242H232ZM108 244H109V242L107 244H105L104 246H100V247L96 246V247L92 248V250L89 252L88 256L86 257L85 262H83L82 264H93L106 251ZM185 248H187V246ZM185 248H183V249H185ZM185 250H187L188 252L193 251V250H190L189 248H187ZM9 251L10 250H8V251L5 250L3 255L6 257H9L10 255H12L9 253ZM245 251H246V249H245ZM126 252L127 251H125V253L122 254L123 257L121 256V260H122L123 264H129L130 254H129V252L128 253H126ZM195 253L196 254H194V255H196L197 258H199L198 261H200V264H207L206 260L204 258L205 256L203 253H201V252H195ZM256 258H258V257H256ZM119 263H121V261Z\"/></svg>",
    "mask_w": 264,
    "mask_h": 264
},
{
    "label": "water",
    "instance_id": "water-1",
    "mask_svg": "<svg viewBox=\"0 0 264 264\" xmlns=\"http://www.w3.org/2000/svg\"><path fill=\"white\" fill-rule=\"evenodd\" d=\"M5 163V161H4V155H3V153L1 152V150H0V169H2L3 168V165H4V163ZM4 170V169H3ZM2 170V171H3ZM0 192H1V194H2V196L3 197H7V198H9V196H8V194L5 192V190H3V187H2V185H0ZM10 206H8V212H9V215H10V218L12 219V222H13V224L15 225V228L19 231V232H23L24 233V235H25V252H26V254L28 253V249H29V241H30V238H29V235H28V233L23 229H21L20 227H19V225L17 224V222H16V220H15V217H13L12 216V214H11V203L9 204ZM23 237V236H22ZM28 258H27V256L24 258V264H28Z\"/></svg>",
    "mask_w": 264,
    "mask_h": 264
}]
</instances>
